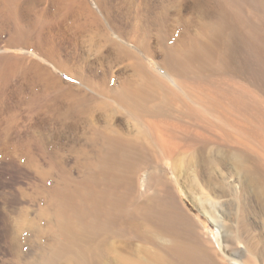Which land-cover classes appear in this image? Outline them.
<instances>
[{"label": "rangeland", "instance_id": "374dc122", "mask_svg": "<svg viewBox=\"0 0 264 264\" xmlns=\"http://www.w3.org/2000/svg\"><path fill=\"white\" fill-rule=\"evenodd\" d=\"M15 1L23 0H8V2L5 0V3H3L4 0H0V137L3 138L0 141V264H16L17 259L26 261L27 264L39 263L38 254L52 239L51 235L45 233L51 220L48 213V209H50L48 204L52 199L51 194L66 181L67 183L80 181L85 168L84 163L100 158L99 146L92 142L88 136L93 127L100 130L107 128L106 130L110 134L134 141L145 149L140 162L132 171L130 182L132 185L130 188L133 191H131L132 210L139 204L145 205L165 188L170 195L176 196L198 221L200 224L198 233L201 239L207 240L210 245V242L217 240L219 230L225 235L224 228L215 223L206 213L210 206L206 202L204 193L201 192L203 190H200L199 187V184L202 183L201 185L205 187L204 190H209L216 183H221L223 187L229 189L232 181H234V185H238L237 170L234 166V169L229 167L227 170L230 178L225 180L226 183L215 173L217 167L210 161L217 162L218 153L219 158L222 156L221 151L214 153L211 148L221 144L231 146L229 142L231 140H223L217 129L207 133L202 128L200 132V128L206 126L207 123L217 125L218 120L216 123L213 119V117L215 119L217 117L207 113L204 114L200 122L185 118L180 122L181 126L183 125L184 133L178 131L179 140L176 137V140H173L174 143L171 144L168 143L169 139L167 141V138L166 140L161 138V141H165L160 143L159 138L156 140L157 138L151 137L148 126L134 117L115 97V93L123 87L122 84L126 83L127 87L139 89L146 86L147 79L157 81L154 79L156 77L166 83V87L162 90L164 89L167 93L178 92L177 100L180 103L176 98L177 104L173 103L176 110H179L178 108L183 104L202 106V91L198 89L197 83L189 88L167 66L166 55L171 49L177 54H182L189 50L193 43L203 41L205 25L211 22L212 12L208 14V9L205 10V13L203 7L199 8L197 6L199 0H110L112 7L110 12L104 10V7L99 9V15L101 13V17L105 20L102 21L108 35L105 36L106 30L101 27L99 32L96 30L91 34L82 32L81 36H78V33L76 37L72 23L83 25L86 20V12L78 15L80 19L73 21L71 18L72 20L63 19L56 22L52 16L57 14V5L44 2L40 7L29 5L26 0L21 4H17ZM84 1L94 10L98 9L95 0ZM133 1L135 4L130 5ZM239 2L248 16H264L263 4L259 5L255 0H239ZM10 4L13 6L10 7ZM119 7L121 10H118ZM117 13L121 16L125 14L123 18L121 17L122 21L115 16ZM135 13L136 15H134ZM147 13H150L151 19ZM82 14L85 17H82ZM137 15H140L138 23H136ZM108 16L109 18H106ZM157 16L161 24L157 21ZM162 16L164 17L162 18ZM126 23H131L132 26L138 24L139 30L144 25L145 30L149 29L141 34L131 36L127 32L129 29L124 28L123 24ZM35 27L37 30L40 29L37 33L34 32L33 28ZM32 31L34 38L29 36ZM38 33L40 38L35 36ZM73 35L76 39L73 38ZM141 41L146 43L145 50L138 45ZM122 48L134 56L128 58L119 55ZM47 50L50 52L48 53ZM100 50H103V53L100 54ZM45 54L49 56V61ZM244 54L242 53V56L239 54L241 57L238 56V62L234 64L233 70L224 75L223 80L227 83H225L226 86L223 85L226 88H231V85L233 86L235 83L236 87L244 85L251 91L253 89L255 93L253 96L259 106L260 121L264 122V63L257 62L253 58L249 59V56L246 54L243 56ZM23 60L28 67L33 61L38 62L37 68H40L42 73L53 78L54 83L61 82V84L46 87L44 83L35 82L29 74L21 70L14 76L4 77L3 70L5 68L16 69V65L17 67L23 65ZM193 70L199 73L213 74L209 69L208 71L194 67ZM227 77L232 80L229 78V81ZM231 82L232 84H230ZM63 88L66 92L73 89L83 94V99L72 104V110L68 108V101L59 97L62 92H65ZM180 91L185 96L180 94ZM163 94L161 91L157 92V96L160 98H165ZM86 109L88 114H82V110ZM186 129L189 131L187 132ZM203 136L205 137L202 138ZM262 137L263 141L264 135ZM214 138H216V143L212 142ZM194 140H200V143L202 141L203 143L195 146ZM190 142H192L191 150L184 147ZM174 144H181V147L176 145L178 149H181L178 150L175 147V155L169 159L170 156L163 155V151L167 148L162 149H164V145L172 147ZM176 156L178 158H174ZM174 159H179L176 168L175 163L173 164L176 161ZM176 181L179 183V193L174 187ZM226 196L222 199V202L225 203L223 210L229 212L227 209L231 208L234 195L229 192ZM44 211H47V214ZM251 219L246 220L247 222L244 220L243 228H248L245 240L236 242V244L233 242L232 246L240 248L242 251L246 247L248 248L247 254L241 260L243 264H264V219L255 216H252ZM142 222L147 223L146 221ZM227 223L229 222L227 221ZM145 226L150 230V224ZM150 232L154 235L151 242H143L136 236H134L136 240L132 236L119 239L116 241L118 244L115 242L116 247H119L117 253H122L120 251L122 250L123 254H129L128 256L140 263L143 262L142 264H154L150 260L151 253L159 252L167 255L164 244L170 243L172 238L162 234L159 236L156 230H150ZM126 239H130L132 246L138 242L137 245L134 244L135 247L130 246V253L128 248L123 246L126 244ZM231 244L227 239L224 245L229 247ZM139 247L141 248L137 249ZM228 247L226 248L227 254L230 253ZM141 251L142 253H139ZM216 258L221 264H235V261L227 263L221 255H217ZM100 264H120V262H117L115 255H108Z\"/></svg>", "mask_w": 264, "mask_h": 264}, {"label": "bare ground", "instance_id": "6f19581e", "mask_svg": "<svg viewBox=\"0 0 264 264\" xmlns=\"http://www.w3.org/2000/svg\"><path fill=\"white\" fill-rule=\"evenodd\" d=\"M95 1L97 2L96 6L98 9L94 10L89 7L84 0H26L29 5L33 6H40L44 2L57 5V14H53V16L51 14L52 19L56 22H60V20L63 19L69 20L71 18H73L74 21L78 18L80 19L78 15L82 12H86V17L82 14V17L84 16L86 18L85 23L83 24L82 21L78 20L82 22L83 25H75V22H71L74 24L75 36L78 33V36H81L80 33L82 32H88V34L95 32V30L99 32L101 27L102 29L104 27L106 30L105 24L102 21L104 19L101 17V13L99 15V9L104 7V10L110 12L112 10L110 0ZM10 2L13 3L12 1ZM16 2L17 4H21L24 0L15 1V3ZM255 2L259 5H264V0H255ZM3 3H5V0ZM133 3L134 1L130 3V5ZM10 5V7L13 6L12 4ZM197 6L199 8L203 7L204 11L208 9V14L212 12L210 15L212 16L211 22L205 25L204 40L196 44L191 41L193 43L192 47L184 51V53L180 52L182 54H177L176 51L172 49L168 51L167 49L166 64L189 88L191 85L193 86L197 83L198 89L202 91L203 105L197 107L190 104H183V106L178 108L179 110H176L173 103L177 104L176 100L177 97H179L178 92H173V95L172 92L167 93L164 89L162 90V88L166 87V83L162 79L156 77L154 79L157 81L147 79L146 86L139 89L127 87L126 83L122 84L123 87L115 93V97L134 117L140 119L148 126L152 138H157L156 140H158V138L159 140L161 138H165L166 140L167 138V141L168 139L170 141L168 143L171 144L174 143L173 140L178 136V131L184 133L182 129L183 125L181 126L180 124L181 120L190 118L191 120L200 122L204 114L207 113L217 117L215 119L213 116H210L213 117L216 123L219 122L217 125L207 123L204 127L200 126V132L202 128L203 131L207 133L214 130L216 131L217 129V131H219L218 133H221L220 137L223 140H231L229 141L231 146L226 144L225 146H223V144L219 145L221 147L218 145L213 146L211 150H214V153L215 151H221L222 156L219 158L218 153L217 162L215 160L213 162L212 160L210 161L217 167L215 173H217L223 181L230 178V174L227 172L228 168L231 167L234 169L235 167L237 170L236 181L239 186L234 185V181H232L229 189H226L228 187H223L221 183H216L213 185V188L204 190V185H201L202 183L199 182L201 183L199 187L200 190H203L201 192L204 193L206 202L208 206H210L209 211L207 210L206 213L210 215L215 223L224 228L226 234L223 235L219 230L217 233V240L210 242V245L207 240L201 239L198 233V229L200 228L198 221L190 214L189 209L183 206L184 204L182 205L176 196L170 195L169 191L165 188H163L164 190H162L157 197L149 200L145 205L138 203L139 205L134 206L132 210V190L130 188V186H132L130 183L133 174L132 171L140 162L143 153H145V149L134 141L125 139L116 134H110L109 131L106 130L107 128L100 130L93 127L90 129L88 136H90L92 142L99 146L100 158L95 161L89 160L84 163L85 168L80 181L75 183H67L66 181L59 188H56L53 194H51L52 192L50 193L52 199L51 202L49 201L51 204H48L50 205L48 206L50 209H47L51 220L49 221L50 225L48 230L44 232L51 235L52 239L39 254L37 252L39 255L38 264H100L108 255H115V259L117 262L119 261L120 264H142L143 262L140 263L136 261L128 256L129 254H123L124 251L122 250H120L122 253H117V248L119 247H116L115 242L121 238H127L128 236H132L133 238L136 236L137 239L143 242H151L154 239V235L151 234L150 230H156L159 236L165 235L172 238V241H169L170 243L164 244L167 255L159 252L151 253L150 260H152L154 264H221L216 258L217 255H221L227 263L235 261V264H243L241 260L247 254L248 248L246 247L245 250L242 251L240 248L232 246L233 242L236 244V242L244 241L247 237L246 231H248V228H243L244 220L248 221L252 216L264 219V152L262 153L264 139L263 141L261 139L264 135V122L260 121L259 106L253 96V94H255L253 89L251 91L249 87L245 88L244 85H242V87H236L234 86L235 83L233 86L231 85V88H226L224 85L226 86L225 83L227 82L223 80V77L233 70L234 64L238 62L239 54L242 56V53H245L249 56V59L253 58L257 62L262 61L264 63V16H248L239 0H199ZM163 7L165 8V6ZM121 8L118 10H121ZM149 14L150 13H147V15ZM134 15H136V13ZM140 15H137L136 23L139 22ZM115 16L120 20L121 17L123 18L119 13ZM163 17L164 16H162V18ZM106 18H109V16ZM45 20L47 21V18ZM157 21L159 22L158 16ZM159 24H161V22H159ZM123 25L125 29H129L127 32L131 36L141 34L143 31L149 29L145 30V25L141 30L137 28L138 24L132 26L131 23H126ZM161 26L165 27L163 25ZM73 28H71V30ZM33 29L36 33L40 30H37L36 27ZM166 30L167 28L165 31ZM34 32L32 31L29 35L31 38H34ZM106 34L107 30L105 36L108 35ZM74 35L73 38H75ZM35 36L39 37L40 35L38 33L35 34ZM138 45L143 48V50L147 47L145 46V41L139 42ZM37 49L39 48L37 47ZM102 51L103 50H100V54ZM245 54L243 56H245ZM119 55L128 58L134 56L131 52L125 50V48L121 49ZM247 56L246 58H248ZM46 59L49 61V56L46 55ZM23 62L22 66L17 67L16 65V69L12 67L5 68L3 70L4 77H10V75L14 76L21 70L29 74L32 77L31 79L35 82L44 83L46 87L57 84V82L54 83L52 81L53 78L42 73L40 68H37L38 62L33 61L31 65L29 64V67L25 64L24 60ZM194 67L209 69L213 74L199 73L193 70ZM229 78L228 80L230 81L231 78ZM57 81L59 82V80ZM59 84H61V82ZM230 84H232V82ZM159 91L164 93L163 95L165 98L157 96V92ZM180 94L184 93L180 91ZM82 95V93L70 89L67 92H62L59 97L60 99L64 98L68 101V108L72 110V104L79 99H83ZM186 99H188V97H186ZM81 113L86 115L88 111L87 109L84 111L82 110ZM182 123L185 122L182 121ZM188 131L189 130H187V132ZM5 133L7 134L6 130ZM201 134L199 135L202 136ZM207 137L206 139H208ZM234 138L237 140L234 141ZM2 139L3 138L0 137V141ZM215 139L216 138L211 141L215 142ZM162 141L160 140V143ZM194 141L193 144H195V146L200 143V140H196L195 143ZM201 143H203V141ZM191 144L192 142H190L189 145H182L190 149L192 146ZM160 145L162 146V144ZM167 145H164V149H161L165 150V148H167L165 150L166 152L163 151V155H165V157L166 155L170 156V159L175 155V147L178 149L176 145L181 147V144H174L172 147ZM174 158L178 157L176 156ZM178 160L173 162V164L175 163V168ZM174 187L179 193V183L177 181L174 182ZM229 192L233 193L234 199L232 200L233 203L231 208L227 209L229 210L228 212L223 210L225 203L224 201L222 202V199L229 194ZM180 199L182 200L181 197ZM44 212L46 213L47 211ZM142 221H146L147 223ZM227 221L229 223H227ZM147 224H150V230L146 228L145 225ZM248 225H250V223H248ZM227 239L232 243L229 247L224 245ZM121 241L125 242L123 240ZM129 242L130 239H126L125 243L127 246H125L126 244H123V246L128 248L127 250H129L130 253V246L133 248L138 242L134 243L136 244L135 246L134 244L132 246L131 242ZM227 247L230 249V253L228 254L226 252ZM140 248L141 247L137 249ZM139 253H142V251ZM16 264L27 263L26 261L24 262L17 259Z\"/></svg>", "mask_w": 264, "mask_h": 264}]
</instances>
